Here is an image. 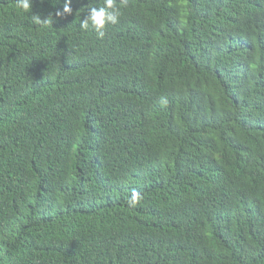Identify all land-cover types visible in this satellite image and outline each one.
Returning a JSON list of instances; mask_svg holds the SVG:
<instances>
[{
	"label": "trees",
	"instance_id": "obj_1",
	"mask_svg": "<svg viewBox=\"0 0 264 264\" xmlns=\"http://www.w3.org/2000/svg\"><path fill=\"white\" fill-rule=\"evenodd\" d=\"M103 2L0 0V264H264V0Z\"/></svg>",
	"mask_w": 264,
	"mask_h": 264
},
{
	"label": "clouds",
	"instance_id": "obj_2",
	"mask_svg": "<svg viewBox=\"0 0 264 264\" xmlns=\"http://www.w3.org/2000/svg\"><path fill=\"white\" fill-rule=\"evenodd\" d=\"M72 0H64L62 10L55 12V16L62 18L72 14L71 8ZM15 6L17 9L22 10L24 13H28L32 8V0H15ZM122 15L121 6L117 3V0H104L103 6L90 7L87 9V15L80 21V27L83 30H88L90 27L96 32L97 38H102L105 35L106 25H115L119 22ZM33 23L37 24H50L52 20L41 19L39 15H31ZM166 103V101H163ZM143 199L140 192L133 189L128 203L131 206H135Z\"/></svg>",
	"mask_w": 264,
	"mask_h": 264
}]
</instances>
